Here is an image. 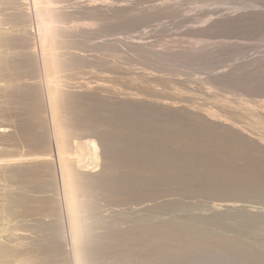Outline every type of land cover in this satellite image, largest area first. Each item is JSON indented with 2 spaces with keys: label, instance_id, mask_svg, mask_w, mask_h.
I'll list each match as a JSON object with an SVG mask.
<instances>
[{
  "label": "rangeland",
  "instance_id": "rangeland-1",
  "mask_svg": "<svg viewBox=\"0 0 264 264\" xmlns=\"http://www.w3.org/2000/svg\"><path fill=\"white\" fill-rule=\"evenodd\" d=\"M49 1L0 0L11 34L0 53V223L36 238L12 253L34 264H262L250 215L209 211L235 186L264 207V27L213 26L262 5ZM24 2L39 7L33 16ZM235 126L256 142L238 141ZM97 165L104 177L87 171ZM244 174L254 182L235 180Z\"/></svg>",
  "mask_w": 264,
  "mask_h": 264
},
{
  "label": "bare ground",
  "instance_id": "bare-ground-1",
  "mask_svg": "<svg viewBox=\"0 0 264 264\" xmlns=\"http://www.w3.org/2000/svg\"><path fill=\"white\" fill-rule=\"evenodd\" d=\"M37 1V0H36ZM39 1V0H38ZM46 0H44V2H45ZM117 1V0H116ZM161 1V3H166V2H176V1H178V0H160ZM254 1H256V2H258L260 5H262V8L261 9H259V10H253V9H249L248 10V13H244L243 15H241V16H236V15H234V16H236V17H233V16H230L229 14H227L226 15V17H224V18H222L221 20H217V21H215V23H214V25L213 26H216V25H224V26H227L228 27V25L229 26H232L233 25V27H235L236 28V30L240 27V25L241 26H243L242 25V22H245L246 24H248L250 27H248V28H252V29H256V24L257 23H260V26H262L263 25V27H264V0H254ZM28 2V1H27ZM122 2V1H121ZM129 2V1H128ZM255 2V3H256ZM41 3V2H40ZM160 3V4H161ZM178 3H179V1H178ZM249 3H250V1H249ZM26 8L25 9H27V11L29 12L28 13V15L27 16H29V15H31L32 14V16H33V13H34V9H35V6H36V4H35V6H34V4H33V8H31L30 6H31V4L29 5V4H27L26 2H24V3H22ZM42 4H44L43 2H42ZM41 4V5H42ZM85 4V6H95V5H100V6H107V7H110V6H112V7H119V8H122V7H126L128 4L127 3H116V4H113V3H111V1H107V0H84V3H83V5ZM167 4V3H166ZM45 5H46V7H52L53 5L51 4V1H49V0H47V2H45ZM159 5V4H158ZM168 5V4H167ZM172 5V4H171ZM57 6V5H56ZM58 6H59V4H58ZM175 6V5H174ZM30 7V8H29ZM42 7V6H41ZM55 7V6H54ZM162 7V6H161ZM22 8V7H21ZM36 8H39V7H37L36 6ZM44 8V7H43ZM103 8V7H102ZM127 8V7H126ZM52 9V8H51ZM58 9H59V7H58ZM48 10H50V9H48ZM57 10V9H56ZM103 10V9H102ZM106 10V9H105ZM114 10V9H113ZM53 11V10H52ZM104 11V10H103ZM138 11V10H137ZM145 11V10H144ZM216 11H218V10H216ZM24 12V11H23ZM37 12V11H36ZM153 12V11H152ZM156 12V11H155ZM211 12H214L213 10L211 11ZM210 12V13H211ZM219 12V11H218ZM218 12H216L215 14H217ZM235 12V11H234ZM244 12H246V11H244ZM25 13H27V12H25ZM42 13V12H41ZM162 13V12H161ZM160 13V14H161ZM105 14V13H104ZM148 14V13H147ZM214 14V15H215ZM222 14V13H221ZM226 14V13H225ZM224 14V15H225ZM232 14V13H231ZM235 14H238L237 12L235 13ZM159 15V14H158ZM213 15V14H212ZM31 16V17H32ZM36 16V15H35ZM124 16V15H123ZM222 16V15H221ZM220 16V17H221ZM2 17V16H1ZM223 17V16H222ZM33 18V17H32ZM36 18V17H35ZM141 18V17H140ZM139 18V19H140ZM2 19V18H1ZM38 19V18H37ZM214 19V18H213ZM215 20H216V17H215ZM213 21V20H212ZM214 22V21H213ZM244 23V24H245ZM245 24V25H246ZM5 25V24H4ZM3 25V23H0V53H2L1 51L2 50H5L6 49V47H7V45L9 44V34H10V31H9V27L8 26H4ZM247 25V26H248ZM259 26V25H258ZM226 27V28H227ZM244 27V26H243ZM243 27H241V28H243ZM246 27V26H245ZM241 28H239V29H241ZM258 28V27H257ZM215 29V28H214ZM238 29V30H239ZM212 30V29H211ZM219 30V29H218ZM224 30V29H223ZM234 30V29H233ZM257 30V29H256ZM256 30H254V31H256ZM24 31V30H23ZM34 32V31H33ZM35 33V32H34ZM148 33V32H147ZM254 33V32H253ZM11 35V34H10ZM13 35V34H12ZM141 38V37H140ZM149 38V37H148ZM141 40H143V39H141ZM139 42V41H138ZM142 42V41H141ZM34 50V49H33ZM33 52V51H32ZM34 52H37V51H34ZM39 52V51H38ZM36 54H39V53H36ZM249 58V57H248ZM249 59H253V58H249ZM254 59H256V58H254ZM241 61H243V60H241ZM251 61H256V60H251ZM250 60L249 61H247V62H251ZM246 62V63H247ZM243 63V62H242ZM245 63V64H246ZM255 63V62H254ZM238 65H242L241 63L239 64L238 63ZM248 65H250V64H248ZM252 65V64H251ZM250 65V66H251ZM245 66V65H244ZM247 66V65H246ZM254 66V65H253ZM252 67V66H251ZM240 69H242V68H240ZM248 70V69H247ZM249 77V76H248ZM256 80H257V78H256ZM254 81V80H253ZM258 81V80H257ZM257 81H255V82H257ZM264 83V82H263ZM262 83V84H263ZM261 84V85H262ZM258 85V84H257ZM256 85V86H257ZM260 85V86H261ZM263 87H264V84H263ZM249 88H245V90H248ZM259 89V88H258ZM260 89H262V88H260ZM264 89V88H263ZM244 90V91H245ZM252 90V92H253V90H254V88L253 89H251ZM243 91V90H242ZM248 91H250V90H248ZM247 91V92H248ZM254 91H256V90H254ZM261 90H259V92L258 91H256V93L258 92V94L259 93H261L260 92ZM246 92V91H245ZM250 93H251V91H250ZM249 93V94H250ZM253 93H255V92H253ZM253 93H251V94H253ZM248 94V95H249ZM263 94H264V92L262 93V96H263ZM261 96V95H260ZM258 104V103H257ZM264 104V103H263ZM259 105H260V103H259ZM264 106V105H263ZM264 111V110H263ZM263 114V113H262ZM263 116V115H262ZM236 124V123H235ZM239 126V125H238ZM238 126H235V128H233V129H235V131H236V128H237V131L236 132H238V133H236L237 135V140L239 141V139L240 138H242V135L243 136H247L248 138H250V139H254V142H256L255 141V139H256V137L255 136H252V135H250L249 133H248V131L246 132V131H244V130H242L241 128H239ZM241 126V125H240ZM243 129H244V126H243ZM246 130V129H245ZM250 133H252V132H250ZM93 134V133H92ZM95 134V133H94ZM89 135H91V134H89ZM96 136V135H95ZM94 136V137H95ZM255 137V138H254ZM93 138V137H92ZM100 138H102V137H100ZM105 138V137H104ZM86 139V138H85ZM107 140V139H106ZM259 140V139H258ZM104 143V142H103ZM110 145V144H109ZM78 146H80V145H78ZM82 147H83V149H85L84 147H87L88 148V150H89V148H90V151L89 152H91V154H88V155H92V158L93 159H95L96 160V162L98 163L99 162V146H97V144L95 143V141L94 140H91V139H86L84 142H82L81 143V149H82ZM78 148H80V147H78ZM106 143H105V154H106ZM110 149V148H109ZM75 152H78V150L77 151H75ZM81 153H84L83 152V150L82 151H80ZM79 152V153H80ZM78 153V154H79ZM81 153H80V155H81ZM104 153H103V156L105 155ZM76 155V154H75ZM83 155V154H82ZM82 155L81 156H79V155H76V156H79L80 158L82 157ZM107 155V154H106ZM74 156V155H73ZM107 157V156H106ZM109 157V156H108ZM106 159V158H105ZM78 160H79V158H78ZM92 160V159H91ZM80 162H82V161H84L83 160V158H82V161L81 160H79ZM78 161V162H79ZM94 163V162H93ZM95 164V163H94ZM93 164V165H94ZM105 164V163H104ZM99 165H97V166H94V167H89V168H91L90 170H87V171H90V172H92V173H94V172H97V171H99L100 172V174L98 175L99 177H104V173L106 172V169H108L105 165L103 166V167H101L100 169H98L97 170V168H99L98 167ZM88 167V166H87ZM253 167V166H252ZM110 168V167H109ZM239 168V167H238ZM110 170V169H109ZM240 170V169H239ZM238 170V171H239ZM250 170H252L251 172H254L253 171V168L252 169H250ZM249 170V171H250ZM237 171V172H238ZM86 172V171H85ZM235 172V171H234ZM233 172V173H234ZM243 172V171H242ZM247 172V171H246ZM98 173V172H97ZM108 173V172H107ZM110 174H112V173H110ZM247 175V174H246ZM245 174L244 175H238V176H236L235 177V180L238 182L239 180V182H241V180L243 181V180H245V181H247L248 183H249V185L252 183V182H254V178L252 179L251 177H252V175L254 176V174H252V175H248V176H246ZM106 178H108L107 176H106ZM110 178V177H109ZM244 178V179H243ZM99 179H102V178H99ZM111 179H112V176H111ZM110 179V180H111ZM115 178H113L112 179V182L111 183H113L114 185H116V186H123V183H124V180L123 179H125V178H123L122 179V181H121V179L120 180H118V179H115ZM95 180V179H94ZM97 180V179H96ZM120 181V182H118V181ZM236 181H235V183H236ZM246 182V183H247ZM120 184H122V185H120ZM238 185V184H237ZM102 186V185H101ZM132 186V185H131ZM248 186V185H247ZM125 187H126V184H125ZM223 187V186H222ZM233 187H234V185H233ZM236 188H234V190L236 191L235 193H237V194H235V193H232V194H230L231 196H228L227 194V196L225 197V195H224V197H222L220 200H219V203H217V204H213V206L209 209V211H210V213H215V214H228V215H234V214H236V215H238L239 213H241V212H246V214L247 215H250V220H247L248 221V229H247V231H249V240H250V244L253 246V245H255V246H257L256 248H254V249H252L251 250V253H250V256H251V259H255V261L257 260V261H259V262H261L262 264H264V207H260V206H252V205H249L248 204V196H247V198L246 197H243V196H241L240 195V189L239 188H241V189H243L244 188V186H240V187H238V186H235ZM246 187V186H245ZM124 188V187H123ZM127 188V187H126ZM223 188H225V187H223ZM113 189V188H112ZM115 189V188H114ZM226 189V188H225ZM129 190V189H128ZM222 190V189H221ZM224 190V189H223ZM222 190V191H223ZM125 191H127V190H125ZM225 191V190H224ZM228 191H230V190H228ZM124 192V191H123ZM227 192V191H226ZM128 193H129V191H128ZM133 194V193H132ZM258 197V196H257ZM261 197V196H260ZM263 201H264V199H263ZM148 206H150V205H143V207H141L139 210H141V211H143V210H146V209H148ZM237 218H238V216H237ZM1 225H0V264H34L35 262L34 261H29L28 259H30V258H32V256H30V258H28L27 259V257L24 255L23 256V254L21 255V253L20 254H15V252H20L19 250H20V248H23V247H26L27 245L29 246V242H31V241H35L34 239H36L35 238V236H34V238L29 234V233H27V231H25V230H21V229H15L14 228V226H13V223H9V222H4V221H2V223H0ZM16 224V223H15ZM16 226V225H15ZM263 232V233H260V232ZM66 239H68V238H66ZM66 239H65V241H66ZM70 239V238H69ZM64 241V242H65ZM39 242V241H38ZM32 243V242H31ZM31 243H30V245H31ZM34 243V242H33ZM32 243V244H33ZM66 243V242H65ZM34 245V244H33ZM33 245H31V246H33ZM27 246V247H28ZM26 247V248H27ZM30 247V246H29ZM223 247V246H222ZM258 248H260L262 251H263V253L262 254H260L259 252H257L256 250L258 249ZM19 249V250H18ZM28 249H30V248H28ZM12 250H16L15 252L13 251V253H12ZM18 250V251H17ZM23 253V252H22ZM15 254V255H14ZM30 254H32V253H30ZM26 257V258H25ZM36 258V257H35ZM35 258H33V259H35ZM75 260V259H74ZM256 261V262H257ZM44 262V261H43ZM76 262V261H75ZM37 264V263H36ZM50 264V263H49ZM75 264V263H74Z\"/></svg>",
  "mask_w": 264,
  "mask_h": 264
}]
</instances>
